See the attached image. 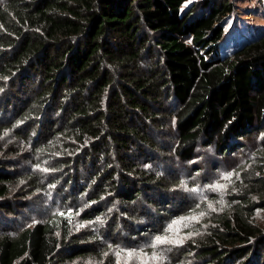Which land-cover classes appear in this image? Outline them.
<instances>
[{
  "label": "trees",
  "instance_id": "16d2710c",
  "mask_svg": "<svg viewBox=\"0 0 264 264\" xmlns=\"http://www.w3.org/2000/svg\"><path fill=\"white\" fill-rule=\"evenodd\" d=\"M233 12L232 0H0V131L15 137L0 157V264H65L97 239L76 234L74 211L16 229L33 195L85 200L86 219L116 203L113 235L132 209L170 203L163 153L231 155L264 132V27L227 31ZM263 160L241 170L234 209L187 241L196 264H264Z\"/></svg>",
  "mask_w": 264,
  "mask_h": 264
},
{
  "label": "rangeland",
  "instance_id": "374dc122",
  "mask_svg": "<svg viewBox=\"0 0 264 264\" xmlns=\"http://www.w3.org/2000/svg\"><path fill=\"white\" fill-rule=\"evenodd\" d=\"M232 1L234 12L225 18L226 30L240 28L234 32L237 35L247 34L246 31L260 33L258 29L261 31L260 27H264V0ZM190 4L187 2L185 8ZM170 128L172 120L165 126V131L171 132ZM263 139L264 132H255L243 139L242 149L224 156L216 152L214 146L204 145L193 160L185 163L179 162L172 151L163 153L167 161L161 166L157 165V168L163 182L170 187L167 195L170 203H163L161 209L152 208L150 213L132 209L133 215H124L128 217L127 223H119L113 235H108V228L111 229L113 219L123 215L118 204L107 206L106 213L86 219L82 217L88 207L85 200H71L67 204L57 193L46 191L31 197L33 205L14 225L17 224L16 229H20L52 213L74 211L76 234H90L97 239L88 242L90 251L86 255L68 260L65 264H196L193 254L186 252L187 241L208 230L217 215L234 209L231 194L238 185L241 170L263 160ZM166 140L173 142L170 138ZM14 142V136H9L7 131H0V157H6L4 148L10 143L14 146ZM28 167L26 163L20 167V171L23 173ZM229 173L232 175L225 179ZM217 184L226 187L217 189L214 187ZM162 217L164 220L161 225ZM253 219L264 230V209L257 210ZM170 225L172 227L169 230ZM5 233L0 226V236ZM157 236H168L172 242L156 244ZM129 253L132 255L129 256Z\"/></svg>",
  "mask_w": 264,
  "mask_h": 264
},
{
  "label": "snow or ice",
  "instance_id": "6c2138e0",
  "mask_svg": "<svg viewBox=\"0 0 264 264\" xmlns=\"http://www.w3.org/2000/svg\"><path fill=\"white\" fill-rule=\"evenodd\" d=\"M231 175H232V174L229 173V174H227L224 178H225V179H229ZM214 187L217 188V189H222V188L226 187V185L217 184V185H215ZM61 215H63V213H61ZM173 223H177V222L174 221ZM171 227H172V226L170 225V226H169V230L171 229ZM166 242H172V241H170V239H169L168 236H157V237L155 238V243H156V244H163V243H166ZM181 242H182V241H175V243H181ZM117 255H119V253H117ZM128 255L131 256L132 253H129Z\"/></svg>",
  "mask_w": 264,
  "mask_h": 264
}]
</instances>
